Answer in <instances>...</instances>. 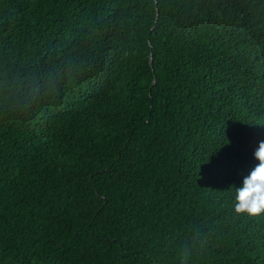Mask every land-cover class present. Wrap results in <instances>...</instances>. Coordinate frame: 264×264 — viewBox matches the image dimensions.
Instances as JSON below:
<instances>
[{"label":"trees","instance_id":"16d2710c","mask_svg":"<svg viewBox=\"0 0 264 264\" xmlns=\"http://www.w3.org/2000/svg\"><path fill=\"white\" fill-rule=\"evenodd\" d=\"M261 142L264 0H0V264H264Z\"/></svg>","mask_w":264,"mask_h":264},{"label":"clouds","instance_id":"9594fccd","mask_svg":"<svg viewBox=\"0 0 264 264\" xmlns=\"http://www.w3.org/2000/svg\"><path fill=\"white\" fill-rule=\"evenodd\" d=\"M259 161L243 179L240 187L235 188L233 208L237 214L260 216L264 214V142L254 153Z\"/></svg>","mask_w":264,"mask_h":264},{"label":"water","instance_id":"95a60500","mask_svg":"<svg viewBox=\"0 0 264 264\" xmlns=\"http://www.w3.org/2000/svg\"><path fill=\"white\" fill-rule=\"evenodd\" d=\"M153 62V57L151 56V63Z\"/></svg>","mask_w":264,"mask_h":264}]
</instances>
